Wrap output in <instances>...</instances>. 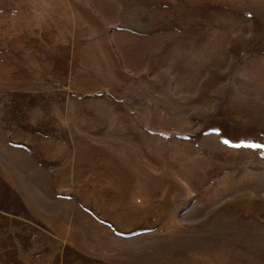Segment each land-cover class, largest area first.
Here are the masks:
<instances>
[{
    "label": "rangeland",
    "instance_id": "1",
    "mask_svg": "<svg viewBox=\"0 0 264 264\" xmlns=\"http://www.w3.org/2000/svg\"><path fill=\"white\" fill-rule=\"evenodd\" d=\"M0 264H264V0H0Z\"/></svg>",
    "mask_w": 264,
    "mask_h": 264
}]
</instances>
